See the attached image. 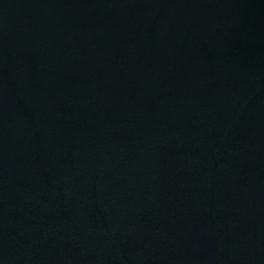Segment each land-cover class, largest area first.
<instances>
[{
  "label": "water",
  "instance_id": "1",
  "mask_svg": "<svg viewBox=\"0 0 264 264\" xmlns=\"http://www.w3.org/2000/svg\"><path fill=\"white\" fill-rule=\"evenodd\" d=\"M0 264H264V0H0Z\"/></svg>",
  "mask_w": 264,
  "mask_h": 264
}]
</instances>
